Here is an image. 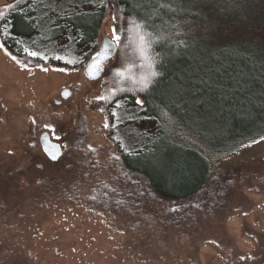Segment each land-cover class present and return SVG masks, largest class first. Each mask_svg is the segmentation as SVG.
<instances>
[{"label": "rangeland", "instance_id": "374dc122", "mask_svg": "<svg viewBox=\"0 0 264 264\" xmlns=\"http://www.w3.org/2000/svg\"><path fill=\"white\" fill-rule=\"evenodd\" d=\"M178 3L203 17L205 37L219 28L264 54V0L222 11ZM114 15L109 8L99 39L112 37ZM117 48L96 79L85 77L86 62L25 66L0 49V264H264V135L232 146L230 133H201L193 142L209 159L203 187L154 195L120 164L106 117L89 107ZM41 133L61 144L57 160L42 151Z\"/></svg>", "mask_w": 264, "mask_h": 264}, {"label": "trees", "instance_id": "16d2710c", "mask_svg": "<svg viewBox=\"0 0 264 264\" xmlns=\"http://www.w3.org/2000/svg\"><path fill=\"white\" fill-rule=\"evenodd\" d=\"M199 1L222 11L240 0ZM109 8L119 17L121 43L102 75L104 100L94 97L89 107L106 117L101 127L118 161L146 189L166 199L189 196L210 174L208 156L195 145L201 133H230L232 146L264 135V54L219 28L205 37L203 17L178 0H5L0 29L11 31L6 48L22 65L80 68ZM126 18L141 27L126 26Z\"/></svg>", "mask_w": 264, "mask_h": 264}, {"label": "snow or ice", "instance_id": "6c2138e0", "mask_svg": "<svg viewBox=\"0 0 264 264\" xmlns=\"http://www.w3.org/2000/svg\"><path fill=\"white\" fill-rule=\"evenodd\" d=\"M119 17L117 15L113 16V20H118ZM128 24H134L135 27L137 29H139L141 27L140 24H137L134 20H128L126 18L125 20V25L127 26ZM0 35H3L4 39H0V49H4L6 53H8V50L6 48V40L8 38H11L12 33L11 31L7 28V26L5 25L4 28L0 29ZM141 44H143L145 42V36L144 35H140L139 37ZM112 40L116 42L117 45H119L121 43V35H120V31H119V26L118 25H114L112 28ZM29 56L31 57H39L40 59H47L46 56H41L40 53H38L37 51H28L27 49L24 50ZM9 55H11V53H8ZM13 60H17V57L12 56L11 57ZM55 59H60V57H54ZM104 61H107L109 63H111L112 61V57L110 56H101L100 52H96L95 55L92 57V63L90 64V71H95V72H101L103 71V65H104ZM19 62V61H18ZM26 66V65H25ZM45 71L47 69H44ZM117 71V75L123 76V72L119 70V68L116 69ZM153 76H158L159 73L158 72H152ZM143 83V87L147 88L148 87V82L147 81H142ZM96 99L98 100H104L103 96H98ZM136 103L139 105L143 104V101L140 99L136 100ZM113 116H115V113L112 114ZM110 125L105 124L104 127L108 128ZM49 156L51 157V159L56 160L58 159V157L55 154L49 153ZM246 215V213H245ZM241 259H244V257H241Z\"/></svg>", "mask_w": 264, "mask_h": 264}, {"label": "water", "instance_id": "95a60500", "mask_svg": "<svg viewBox=\"0 0 264 264\" xmlns=\"http://www.w3.org/2000/svg\"><path fill=\"white\" fill-rule=\"evenodd\" d=\"M116 48H117V44L115 41L112 40V37H110L107 34H104L100 38L96 52H100L102 57H104V56L112 57L116 51ZM94 55L95 54H93L87 60V62L84 64L83 69H82L85 77H87L88 79H96L102 73V71L101 72L90 71V64L92 63V57ZM104 63H107V61H104ZM60 94H61L62 98L68 97L71 94V88L68 86L62 87ZM57 101H59V100H57ZM40 141H41L40 147H41L42 151L44 152V154L49 159H51V157L49 156V153L55 154L58 158L61 156L63 149H62V146L59 142L53 141L52 139L49 138V136L47 134L45 135L43 133H41ZM51 160H53V159H51Z\"/></svg>", "mask_w": 264, "mask_h": 264}]
</instances>
